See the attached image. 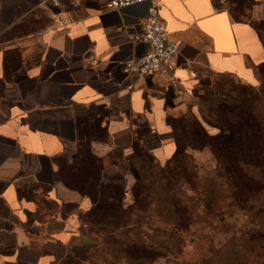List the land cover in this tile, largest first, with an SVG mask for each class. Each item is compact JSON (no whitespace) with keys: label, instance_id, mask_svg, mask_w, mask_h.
I'll return each mask as SVG.
<instances>
[{"label":"crops","instance_id":"1","mask_svg":"<svg viewBox=\"0 0 264 264\" xmlns=\"http://www.w3.org/2000/svg\"><path fill=\"white\" fill-rule=\"evenodd\" d=\"M0 0V264H58L96 239L90 198L60 174L84 150L128 194L146 161L177 151L169 120L196 117L200 87L222 76L255 88L264 65V0H156L180 55L172 75H126L149 51L148 4ZM243 7V8H242ZM239 9V11L241 10ZM212 129H209L210 134Z\"/></svg>","mask_w":264,"mask_h":264},{"label":"trees","instance_id":"2","mask_svg":"<svg viewBox=\"0 0 264 264\" xmlns=\"http://www.w3.org/2000/svg\"><path fill=\"white\" fill-rule=\"evenodd\" d=\"M230 2L236 5L242 3L239 0ZM239 5V8L235 7L231 11L237 21H241L243 17L242 4ZM245 19L257 30H264V22ZM259 72L264 75V65L260 67ZM236 103L237 105L234 101L226 99L218 103V108L206 112L201 110L204 124L194 116L169 120L177 145L172 159L187 155L190 150L209 149L215 161L213 177L200 188L194 185L189 187L191 197L175 202L174 197L169 196L164 202L160 222L167 233L162 236L166 235L170 241L190 231V212L197 207H189L188 204L194 200H197V205L203 203L204 212L213 215L215 219L223 216L220 205L237 208L242 212L252 211L256 205H260L261 210H264V82L255 89L254 95L249 96L247 102ZM209 129L217 133L212 135ZM102 171L103 167L98 159L84 150L80 159L60 174V180L92 201V209L83 217L90 234L97 240V237L104 233L106 244L115 242L118 247H125L120 249L117 255H124L130 261L140 263L145 259V255L156 249L154 246L147 247V244L142 242V225L138 222L130 224L129 211L124 203L127 196L125 186L118 182L105 181ZM125 229L136 232L134 239L129 240L127 245L118 243L115 238V232ZM259 238L262 242L257 250L259 252H255L262 254L264 234L260 233ZM161 245H157L158 249ZM257 257L259 258V255Z\"/></svg>","mask_w":264,"mask_h":264},{"label":"rangeland","instance_id":"3","mask_svg":"<svg viewBox=\"0 0 264 264\" xmlns=\"http://www.w3.org/2000/svg\"><path fill=\"white\" fill-rule=\"evenodd\" d=\"M263 82L262 74L259 85ZM259 85L253 88L229 77L214 76L200 87L196 103L202 112L218 108V103L226 99L237 105L236 102H247ZM214 168L215 161L209 149L190 150L187 155L169 161L144 163L124 202L129 211L130 224L138 222L142 225V242L156 249L145 255L142 262H132L124 255H117L125 247H118L115 242L106 244V236L101 233L92 250L58 264H264V253H257L262 242L259 235L264 234V210L260 205L249 212L220 205L223 216L215 219L204 212L203 203L197 205V200H194L188 204L189 207H197L190 212V231L172 241L166 235L162 236L167 233L160 222L167 198L173 196L178 202L181 198L191 197L189 187L200 188L204 182H209ZM134 233L128 229L115 232L116 241L127 245L129 240L134 239ZM158 244H162L160 249Z\"/></svg>","mask_w":264,"mask_h":264},{"label":"built area","instance_id":"4","mask_svg":"<svg viewBox=\"0 0 264 264\" xmlns=\"http://www.w3.org/2000/svg\"><path fill=\"white\" fill-rule=\"evenodd\" d=\"M49 1L58 9L63 6L61 0ZM74 1L76 0H69V2ZM137 4H148L149 7L141 39L150 48L142 58L127 60L123 64V72L138 77L153 74L172 75L176 68L175 62L180 55V48L170 39L156 0H109L110 9L117 12Z\"/></svg>","mask_w":264,"mask_h":264},{"label":"flooded vegetation","instance_id":"5","mask_svg":"<svg viewBox=\"0 0 264 264\" xmlns=\"http://www.w3.org/2000/svg\"><path fill=\"white\" fill-rule=\"evenodd\" d=\"M63 9H64V7H63V6H62L61 8H59V10H61V11H62Z\"/></svg>","mask_w":264,"mask_h":264}]
</instances>
